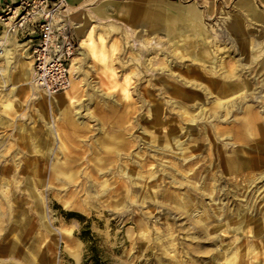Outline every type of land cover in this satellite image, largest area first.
I'll list each match as a JSON object with an SVG mask.
<instances>
[{
  "label": "rangeland",
  "instance_id": "1",
  "mask_svg": "<svg viewBox=\"0 0 264 264\" xmlns=\"http://www.w3.org/2000/svg\"><path fill=\"white\" fill-rule=\"evenodd\" d=\"M198 10L204 28L193 36L188 29L195 22H190L188 12L184 11L187 22L181 28L186 32L177 38L179 44H185V50L205 45L204 50L214 51V56L221 57L229 69L239 55L225 32L224 12L240 15L246 29L253 34L259 30L264 36V24L241 8L238 0L199 4ZM130 29L137 28L123 18L111 19L100 25L95 23L89 35L77 41L71 84L76 82L78 103L69 107L66 121L55 112L57 107L45 97L47 94L33 84L32 50L29 48L25 53L26 47L17 34L9 33L0 23V48L7 45L11 49L0 55V59L7 58V64L0 65V194L3 192L16 209L11 221L6 208L7 218L0 226V235L5 239L0 245L13 244L16 250L0 252V264H264V86L261 84L264 80L260 83L254 78L263 75L264 64L258 65L257 58L248 69L242 68L236 84L248 74L255 80L245 81V91H234L221 98V102L231 105L240 101V111L232 107L228 116L214 118L210 113L198 117L200 112L195 110L191 113L199 119L195 132L184 131L189 114L180 121L168 117L164 111L162 122L149 127L151 114L160 106L164 105L168 111L181 109L170 103L177 97L168 92L160 94L158 85L150 86L153 78L162 75L156 71L160 60L167 58L161 51L158 55L148 54L146 65L156 72L147 71L145 57L135 61L137 54L133 50L147 42ZM123 31L129 32V38ZM157 33L149 39V46L152 41L170 44L165 32ZM93 51L97 52V59ZM178 53L184 60L179 61L182 66L174 71L186 80L223 79L219 73L208 71L211 64L205 58L200 61L206 67L199 63L191 65L186 51L178 49ZM18 55L22 60L20 66L12 59ZM259 55L264 61V53ZM248 57L251 60V55ZM73 63L78 65L77 70L72 68ZM138 63L142 74L137 70ZM97 67H103L108 76L115 74L116 80L109 77L113 80L110 90L100 87ZM149 88L154 92L151 95ZM91 94H94L92 101ZM103 108L110 110L99 112ZM243 121L244 136L236 132V126ZM207 122L216 133L206 140ZM49 123L54 124L59 135L65 127L69 131L67 141H63L70 147L71 158L78 161L74 169L90 170L96 158L102 156V144L114 155L117 151L124 154L131 151L133 158L125 157L123 166L124 169L137 166L134 170L138 177L131 179L116 171L100 178L107 180L109 186L99 200L92 201L81 192L67 196L68 204L64 205L63 192H52L47 182L44 185L43 175H34L44 173L50 157L47 149L54 145V136L48 133ZM174 126L183 129L174 137L182 141L181 147L188 149L187 153L174 151V155L172 152L164 155L142 140L144 128L171 136L170 132H176L171 130ZM233 159L237 161L235 169L224 166ZM28 172L32 173L30 192L21 182ZM83 180V176L77 178L72 189ZM125 185H131L134 191ZM4 207L0 198V212H4ZM242 220L244 224L240 227L238 223ZM12 222L19 231L11 232Z\"/></svg>",
  "mask_w": 264,
  "mask_h": 264
},
{
  "label": "bare ground",
  "instance_id": "2",
  "mask_svg": "<svg viewBox=\"0 0 264 264\" xmlns=\"http://www.w3.org/2000/svg\"><path fill=\"white\" fill-rule=\"evenodd\" d=\"M223 16L225 17V21H224L225 32L227 33V36L229 38H231V41H232L234 48H235V49L234 48L233 49L236 50L238 52V55H239L237 61L232 63V66L230 69L227 67V63H225V61L222 60L221 57L214 56L215 55L214 51H211L208 49L204 50L205 45L201 46L197 50L195 48L188 49V50L184 49V51H186L190 55L189 58L192 59L191 65L199 63L201 66L206 67L207 65L203 61H200V58H205V60L211 64V66H210L211 68L209 67L208 71L210 73H213V74L219 73L221 75V77L223 78L221 80H216L213 77H212L213 79L211 77H209V78L205 77V78H203V80H202V78L200 80H198V78L195 77L194 80L193 79H187L186 80V78H184L182 75H180V73L178 74V73H176V71H174L175 67L179 68L180 66H182L181 65L182 63L178 62L180 60H177V58L179 59V57L177 55L178 53L175 52L172 48H169L168 46H164V44L162 45L158 41H157V43L152 41L150 46L148 44H145L142 47L143 50L138 51L140 57H145L148 53H150V54L156 53L158 55L159 51H161L164 58H167L165 60L164 59L160 60L158 69H156V71L158 73H162V75H160L159 78H153L154 79L153 83L151 82L152 84L150 86L153 87V86L158 85L159 87L157 86L158 87L157 90L160 92V94L168 92L171 95H174L175 97H177V99L175 101H171L170 103H172L176 108L178 107L181 109V110L169 109V111H168L166 108L163 107L164 105L160 106V108L155 110V113L151 114V119L148 121L149 127H156L162 122L161 115L164 111H166L169 114L168 117H171V118L175 117L177 119H180V121L186 120V115L189 114L191 117L188 120L189 124H187L186 128L184 129L185 132H188V131L189 132H191V131L195 132V129L198 128L197 123H198L199 119H197L194 115H191V113L195 110H198L200 112L198 117H202V115L206 116L207 113H210L211 115H214L213 116L214 118H217V117L222 116V115L228 116L231 113V111H233L232 107H234L236 109L234 111H236V112L240 111L239 109H240V106L242 105V103H239L240 101L239 102L236 101L235 103H232V105H231L229 103L221 102L220 100L223 97L231 95V93H234V91L238 92V93L245 91V89H244L245 88L244 87V78L239 79V82L237 84L234 81L237 80L236 76L241 75L238 72H242V68L245 69L247 66L246 69H248L249 68L248 65L255 63L256 59L258 58L257 52L261 51L262 42H258L257 39L252 40V38L244 32V29H243L244 26L241 24V22L238 19H234L233 18L234 16L232 17L229 13H226V12L223 13ZM1 37H2V35H1ZM5 41L6 40L4 39V41H2V44ZM149 44H150V42H149ZM257 44H259V45H257ZM246 45H248L249 51L246 49ZM206 47H208V46H206ZM185 48H187V47L185 46ZM226 48H227V46H226ZM2 51H4L5 54H8L10 52V48H8L6 45V46L2 47ZM248 54L251 55V57H252L251 60L248 57L249 56ZM172 58H174L173 61L170 60ZM212 58L214 59V61H212ZM180 59L183 61L184 57H180ZM30 63H31V61H29V64ZM156 64H158V63H156ZM146 68L148 69L147 71H149V72L150 71H152V73L156 72L154 69L149 68L147 65H146ZM187 68H188V66H187ZM32 73H33V60H32ZM164 73H168L169 75H166V76H169V77H165ZM204 73H202V74H204ZM222 75H224V76H222ZM198 77H200V76H198ZM154 81H156V82L154 83ZM105 86L107 88L109 87L108 84H105ZM188 87H190V88H188ZM148 91H149V93H148L149 95L154 93L153 90H151L150 88L148 89ZM40 92H42V91H40ZM44 96H45V94H44ZM45 97L48 100H50L55 107H57L55 112H57V113L59 112L63 116V119L68 121L69 120V116H68L69 107L70 106L74 107L77 105V99L73 95L71 84L68 88H66L63 92H60L58 95H55V96L47 95ZM186 103H188L187 106H185ZM236 103L238 106L236 105ZM199 104H202L203 106L200 108ZM161 107H163V110H161L162 109ZM182 109H184V110H182ZM242 109H244L243 106H242ZM209 110H210V112H209ZM67 117H68V119H67ZM193 122H195V124H193ZM207 123L208 124L206 125V127L208 130L206 129V131H204L205 132L204 135H206L205 136L206 140L208 138H210L211 133H213V132L216 133L214 126H212V124L210 122H207ZM48 128H49L48 133H51L54 136L53 137L54 138V142H53L54 145L49 146L47 149L50 157L47 159L48 162L46 164V168H45L44 173L43 174L42 173H40V174L36 173L34 175H39V176L43 175L45 177L44 185L47 182L49 184L50 190L52 192L55 190H58L59 192H63V196L66 198V199L64 198V200H62V203L64 205L68 204L66 202L67 196H69L70 194L79 195L81 192L86 193V195L88 194L91 197L92 201L93 200L94 201L99 200V198L102 197L107 192L106 187L109 186V182L107 180H100V178L103 176H106V175L108 176L111 174H116V171L118 173L120 172L121 174H127L131 179L134 177H138V174L134 170V168L137 169V166H135L132 169H130V168L124 169V166H123L125 163V161H123V159L125 157H127L128 159L133 158V153L131 151H129L128 154H124L123 152L117 151L118 154L114 155V154H111V149L103 147L102 144H101L102 156H98V158H96V161L94 164L91 165L90 170L82 171V170L74 169L75 166L79 165V164H77L78 161L74 158H73L74 160L71 158V156L69 155L70 154V152H69L70 147L68 145H66L65 141H63V139H65L67 141L69 131H67V128L65 127L62 130V135H59L54 128V124H52V123L48 124ZM175 129H176V132H174V133L170 132L169 135H171V136H167L164 133L163 134H161V133L154 134V131H150L147 128H144L142 131V133L144 135L142 140L145 142L146 145L149 144V146L153 145V146L157 147V151L161 154H164V155H167V154L170 155L169 153H171V152L174 155V153H175L174 151H176V152L179 151L181 153H185L186 151H189L186 148L185 149L182 148L181 147L182 141L175 140V137H174L176 133H180L183 129L179 128L177 126H174L171 130L173 131ZM210 130H211V132H208ZM236 132L241 133V135L244 136V121L242 123H239L236 126ZM215 136H217V135L215 134ZM243 139H244V137H243ZM191 140H194V138H191ZM136 154L139 155V153H136ZM124 155H126V156H124ZM236 162L237 161L233 159V160H231V162L230 161L225 162L224 166H227V168L229 167V168L235 169L237 166ZM136 165H138V167L139 166L142 167L141 163L136 162ZM14 174H16L18 176L19 174H21V172H17V173L15 172ZM31 175H32V173L28 172L24 178L25 182L21 181L22 183H24L25 186H27L29 192H30V187H31V181H30L29 177ZM80 176L84 177L83 182L76 185L75 189H72L71 186L74 184V182H76L75 180L77 178H79ZM145 177H147V176H140V178H145ZM149 180H150V177H149ZM43 181L44 180H42V184H43ZM16 182L20 183L18 180ZM130 186L131 185H129V186L125 185V187H127V189L129 191H134V188L130 187ZM145 187H147V186H145ZM1 193L2 194H0V198L3 200L4 206H5L4 208H2V210L4 209V212H0V216H1L0 217V226H3L4 225V219L7 218L6 212H5L6 208L9 210V216L8 217L10 218L11 221H12V218L14 216L13 214H14L16 209L13 206V204L10 203L11 200H9V198L6 195H4L3 192H1ZM90 197H89V199H90ZM1 207H2V205H1ZM181 209H184V208H181ZM243 224H244V222L242 220L238 223V226L242 227ZM14 225H16V224H14L12 222V225L10 227L11 232L19 231L18 228L13 227ZM1 240H3V241L5 240L3 238V235H0V242H1ZM15 247H16V245H13V244L11 246H10V244H2V245H0V252H12L13 250H16Z\"/></svg>",
  "mask_w": 264,
  "mask_h": 264
},
{
  "label": "crops",
  "instance_id": "3",
  "mask_svg": "<svg viewBox=\"0 0 264 264\" xmlns=\"http://www.w3.org/2000/svg\"><path fill=\"white\" fill-rule=\"evenodd\" d=\"M18 1L19 0H0V5L3 6L6 2L18 3ZM222 1L227 2L232 0H68V5L71 12V20L75 24L74 38L77 41H82L83 38H86L95 23H98L100 25L102 23L109 22L111 19L114 20L117 18H123L124 22L132 24L137 28L133 30L130 29L133 34H135V36L140 40L147 42L146 44L148 45L149 42H151V40L149 39H153L154 36H156L157 32H165L167 37H169L167 42L170 44L164 46H168L178 53V49L184 50L185 48V44H179V41L177 40L178 37L184 35L186 32L184 27L181 28L182 25H185V22H187V19L184 18V11L188 12V20L190 22H195V25L191 26L190 29H188L189 31H192L194 36L204 28L201 24L202 14L198 10V5H212L218 4V2ZM238 5L244 10L250 12L255 20L264 24V0H238ZM229 14L232 17L234 16V19H238L241 22V24L244 26V32L247 35H249L253 39H257L258 42H262L261 51L257 52V61L258 65H261L262 63L264 64V61L261 62L259 55L260 53H264V36L259 30H256V32L254 31L255 34H253L251 33V29H246L244 25V19L240 15L231 13ZM122 34L125 35L126 38H129L130 36L128 31H123ZM17 39L22 40V42L20 43L24 44V47H26V51L24 52L27 53L29 52L28 49L30 48L32 50V47L37 42V32L35 31V29L30 28L29 32L18 34ZM22 44H20V46H22ZM131 45L132 47L135 46L134 43H132ZM140 49L142 48H133V50H135L136 54L138 55L137 58L134 55L135 61H138V59L141 60L138 53V50ZM246 49H249L248 45H246ZM0 53H3L2 48H0ZM80 54L83 53L80 52ZM92 54L94 58L97 59V52L93 51ZM148 54L146 56H148ZM177 55L179 59L180 57H184L183 55H181V53H178ZM146 56L144 58L145 65L147 63V60L150 59L146 58ZM12 59L14 64H17L19 66L22 65V60L20 59L19 55ZM179 59L177 58V60ZM0 60V65L7 64L6 57L1 58ZM23 61L25 62V60ZM180 61L182 60L180 59ZM75 64L76 63L72 64V68L75 67V69L77 70L78 65ZM137 66L138 72L142 74V66L139 63ZM102 69L103 67L98 68L96 75L99 79L100 87L102 86L103 89L108 91L113 87V80H116L114 76L115 74L112 76H108L107 73H105ZM109 77H112L113 80ZM251 78L253 77L250 76V74L247 75V78L244 77V85L245 81H249L248 79ZM254 78H257L256 81H259L261 83V80H264V73L263 75L258 74ZM254 78L253 80H255ZM75 83L76 82H73L71 86L73 95L76 98L78 89L76 88ZM105 84H108L109 87L107 88ZM261 84L264 86V83ZM260 87L258 89H260ZM100 90L102 89L99 88V91ZM107 95L113 96V94L109 93H107ZM93 99L94 94H91L90 101H92ZM108 110L110 109L103 108L99 112H105Z\"/></svg>",
  "mask_w": 264,
  "mask_h": 264
},
{
  "label": "built area",
  "instance_id": "4",
  "mask_svg": "<svg viewBox=\"0 0 264 264\" xmlns=\"http://www.w3.org/2000/svg\"><path fill=\"white\" fill-rule=\"evenodd\" d=\"M0 23L11 34L37 32L32 47L33 83L43 93L54 95L71 84V63L79 44L68 0H19L0 5ZM1 54V53H0Z\"/></svg>",
  "mask_w": 264,
  "mask_h": 264
}]
</instances>
